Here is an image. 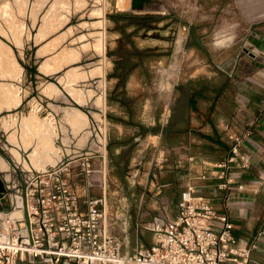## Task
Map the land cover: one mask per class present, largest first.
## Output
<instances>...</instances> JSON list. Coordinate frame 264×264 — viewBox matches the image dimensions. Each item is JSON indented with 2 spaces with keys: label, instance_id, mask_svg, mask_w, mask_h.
Returning a JSON list of instances; mask_svg holds the SVG:
<instances>
[{
  "label": "rangeland",
  "instance_id": "rangeland-1",
  "mask_svg": "<svg viewBox=\"0 0 264 264\" xmlns=\"http://www.w3.org/2000/svg\"><path fill=\"white\" fill-rule=\"evenodd\" d=\"M54 1L46 0L31 23L27 13L30 0H27L25 14L18 22L22 23L23 30L19 43L12 39L8 27L1 22L3 30L8 32L7 35L0 33V40L9 46L25 76L23 82H13L20 86V94L23 89H32L19 109H25L29 100L35 97L40 104L41 116H46L47 106L56 107V102L49 103L48 98H55L44 94L43 87L50 82H59L70 68L82 65L89 70L96 66L99 52L90 46V33L103 31L100 22L105 17L104 118L108 148L105 156L89 158L95 169L90 177L89 195L105 197V228L121 241V253L130 255L141 245L149 246V227L154 218L162 217L163 206L172 205L167 200L168 181L174 184L172 195L176 194V189H183L178 186L181 177L176 174L177 157L167 155L164 142L166 133L181 127L178 116L186 87L192 86L193 80L198 78L212 77L213 80L215 72L226 75L222 71L225 64L220 62L224 57L215 56L233 43V47L241 50L243 47H248L245 51L256 50L252 42H247V35L257 37V33L249 32L242 13L232 0H130L129 7L124 9L118 7L119 0H105V9H102V2L99 6L87 2L76 10L70 5L71 12L58 6L55 29L40 36L38 31L43 16L49 14ZM97 7H101L100 13L94 14L93 9ZM66 14L69 19L65 22ZM263 30L261 28V37ZM84 44L89 46L82 48ZM69 48L78 49L77 60L65 64L58 72L45 73L41 69L47 59ZM44 75L48 78H43ZM260 75L262 82V68ZM235 101L237 106L232 118L235 124H240L245 109L238 98L235 97ZM242 141L243 146L239 149H248L246 140ZM189 158L185 160L187 167L193 161V157L192 160ZM79 163L77 159L68 167L71 180L80 191L88 179L79 174ZM254 182L257 184L255 191L248 189L250 182L237 183L256 193L260 183ZM4 222L0 218V231ZM255 225L261 226V218ZM255 233L248 239H241L251 244ZM256 245L251 253L259 259L261 252L264 253V243L256 242ZM259 260V263L255 262L260 264ZM38 264H49V260L38 261Z\"/></svg>",
  "mask_w": 264,
  "mask_h": 264
},
{
  "label": "built area",
  "instance_id": "built-area-1",
  "mask_svg": "<svg viewBox=\"0 0 264 264\" xmlns=\"http://www.w3.org/2000/svg\"><path fill=\"white\" fill-rule=\"evenodd\" d=\"M230 138L229 155L217 162L201 160L195 177L217 181V189L224 192L221 208L199 193L203 185L186 184L175 204L163 206L162 217L154 218L151 244L130 255L121 253V241L105 228V197L89 195L95 172L90 157L79 159V174L88 179L80 191L71 180L69 163L34 175L25 187L28 227L22 211L3 235L0 264H257L250 253L256 242L264 243V229L248 244L234 234L228 214L230 194L245 190L237 183L242 181L240 171L251 164V156L240 153L243 138Z\"/></svg>",
  "mask_w": 264,
  "mask_h": 264
},
{
  "label": "crops",
  "instance_id": "crops-1",
  "mask_svg": "<svg viewBox=\"0 0 264 264\" xmlns=\"http://www.w3.org/2000/svg\"><path fill=\"white\" fill-rule=\"evenodd\" d=\"M231 3L242 13L249 32L257 33V37L248 34L247 42H252L258 51H245L248 47L243 46L241 50L233 47V43L218 52L215 57H224L220 62L225 64L222 71L226 75L215 72L213 80L212 77L198 78L193 80L192 86L186 87L178 116L181 127L166 133L164 149L168 156L177 157L175 162L178 165H175V169L178 177H181L178 186L184 188L189 183L203 185L199 193L210 199L216 209H220L224 192L217 189V181L195 179L201 170L200 161L217 162L225 159L233 144L230 137L238 136L246 140L248 149L241 148V155H250L251 164L240 171L241 180L250 183L257 180L260 183L259 191H249L256 190V183L248 186L249 190H234L230 194L228 214L234 224V234L248 239L259 229H264V80L261 82L260 75L261 68L264 69V34L261 37V28H264L261 23L264 21L261 19L264 17V0H232ZM235 97L245 109L240 124H235L232 118L237 106ZM250 121H254L253 126L248 125ZM246 132L251 135L248 137ZM172 139L174 143L170 142ZM191 156L193 161L187 167L185 160ZM173 185L168 181L166 188L170 191L167 200L172 205L181 191L176 189V194L172 195ZM260 218L261 226L256 227V220ZM149 240L150 245L152 239ZM250 258L256 262L261 259L260 264H264L262 252L259 259L255 253H251Z\"/></svg>",
  "mask_w": 264,
  "mask_h": 264
},
{
  "label": "bare ground",
  "instance_id": "bare-ground-1",
  "mask_svg": "<svg viewBox=\"0 0 264 264\" xmlns=\"http://www.w3.org/2000/svg\"><path fill=\"white\" fill-rule=\"evenodd\" d=\"M46 0H30L28 16L31 23H34L37 15L36 13L42 8ZM105 0H55L49 7V14L43 16L38 35L45 36L55 29L57 25L55 12L59 6L60 9L66 12H71L70 5L74 6V10L81 8L87 2H92L96 6L103 4L102 9H105ZM119 6L122 9L128 8L130 0H119ZM27 0H0V33L6 34L3 30V24L8 27L12 39L19 43L22 40L23 30L19 20L21 16L25 14ZM94 6V5H93ZM101 7H97L94 10V14L100 13ZM65 22L69 19L66 14ZM19 22V23H18ZM103 23V31L91 32L90 46L95 48L101 56H103L99 62V66L87 69L85 66H76L68 69L65 75L59 78V81L64 85V89L71 96L68 100H72V104L67 107H62L61 111L55 107H51L54 110L48 111L46 116H41V108L39 107V101L33 97L29 100L28 106L22 109L20 112L12 113L7 116L0 117V128L4 130L7 137V149L10 151L13 158L20 162L24 169L29 167L34 170H39L45 165L54 162V158L61 149L54 140L57 126L53 121L59 119L61 122L62 130V142L66 146L65 150L68 153L80 152L85 145L87 138L92 133L96 139L89 144L88 150L100 151L102 156L106 154V127H105V69L107 68L106 59V23L105 17L100 25ZM99 24V23H98ZM95 25V24H93ZM83 37V36H82ZM89 44H84L82 48H87ZM21 52V51H20ZM79 58V51L76 48H69L62 50L56 56L47 59L42 65L41 69L45 72H55L62 68L67 63L75 61ZM101 75V80L97 87L92 88L87 85H79L81 82L90 80L93 76ZM25 79L21 68L18 66L14 59L9 46L0 40V113L2 111H10L15 109L19 105L21 106L22 100L26 99L30 89H23L20 94V86L13 81H22ZM57 85L50 82L45 85L42 92L48 96L58 97L60 91ZM65 94V93H64ZM90 98H94L91 102ZM87 105L88 111L79 109L78 106ZM92 107V109L90 108ZM101 111H94V109ZM48 110V109H47ZM46 110V112H47ZM91 121H96L95 130H91ZM57 127V128H56ZM56 128V129H55ZM59 130V129H58ZM155 138L154 136H151ZM71 138H76V147L78 149L71 150L68 148ZM28 154H25L27 153ZM27 155V156H26ZM25 157V158H24ZM28 157V158H27ZM73 162V161H72ZM33 167V168H32ZM7 162L0 155V170L6 171ZM7 177V175H6ZM105 188V184L102 183ZM22 216L21 209H13L9 212H0V218L3 219L4 227L0 234L4 235L6 230H9V225L12 221H16ZM9 233V231H8ZM7 233V234H8ZM6 234V233H5ZM5 240V239H3ZM0 238V243L3 242ZM93 264H99L96 261Z\"/></svg>",
  "mask_w": 264,
  "mask_h": 264
},
{
  "label": "water",
  "instance_id": "water-1",
  "mask_svg": "<svg viewBox=\"0 0 264 264\" xmlns=\"http://www.w3.org/2000/svg\"><path fill=\"white\" fill-rule=\"evenodd\" d=\"M100 32V31H98ZM98 57H99V61L96 63V66H99V62L101 60V54L98 53ZM19 61V60H18ZM23 64V63H22ZM95 65V64H93ZM95 66V67H96ZM58 72V71H56ZM43 78L48 76H42ZM95 78V80H94ZM101 80V75H96L93 76L90 80H86L84 82H81L79 85H87V86H93L92 88H96L98 83ZM60 82V81H59ZM54 81L52 83H54L55 85H57V87L59 89H62L60 91V95L58 97H54L55 100L49 99V103H55L56 102V109L61 111L62 107H67L70 106L72 104V102L74 101H70L68 100V97L66 95L69 96V98H71V96L66 92V90L64 89V85L60 82ZM32 83H34L32 81ZM30 89V92H32V89ZM34 92V90H33ZM65 93V94H64ZM28 97V96H27ZM59 98V100H57ZM32 99V98H31ZM60 99H65L68 102H64L63 100ZM26 100V99H25ZM25 100H22V104ZM89 100H91V102L94 100V98H90ZM20 105L18 107H16L15 109H11L10 111H2V113H0V117L2 116H7L9 114L12 113H16V112H20L21 109H19L21 107ZM28 106V104H27ZM79 109H82L83 111H88L89 108H87V105H82V106H78ZM92 109V107H90ZM47 113L48 111L54 110L51 109L47 106ZM93 110V109H92ZM94 111H98V113H100L101 115V111L99 109H94ZM54 125L58 127V129H56V134L54 136V140L55 143L61 148L59 150V152L57 153V155L54 158V162L53 163H49L47 165H45L43 168L39 169V170H34L31 169L30 167L28 169H24V167L22 166V164H20V162L16 161L13 158V155H11L10 151L7 149V137H6V133L4 132V130H2L0 128V155L3 157V159H5V161L7 162V169L6 171H1L0 170V212H9L12 211L13 209H22L23 211V217L25 219L26 225L28 227V216H27V210H26V202H25V187L28 183V181L34 176L37 175L39 173H44L47 172L49 170H54L57 169L59 167L64 166L65 164H68L72 161H75L77 159H80L82 157H92V156H100L102 153L100 151L96 152L93 150H88V148L90 147L89 144L96 139L95 134L94 136H92V133L89 135V137L87 138V141L85 143V145L82 147L80 152H76V153H68L66 152L65 148L66 146L63 145L62 142V130H61V125H60V121L59 119H57L56 121H53ZM96 121H91V130L94 131L96 126ZM77 143V139L76 138H71L70 143H68V148H70L71 150L74 149H78L75 148ZM107 145H106V149H107ZM25 154H28L25 153ZM27 156V155H26ZM25 158V157H24ZM28 158V157H27ZM33 168V167H32ZM7 175V177H6ZM0 238H2V240L4 239V236L0 234Z\"/></svg>",
  "mask_w": 264,
  "mask_h": 264
},
{
  "label": "flooded vegetation",
  "instance_id": "flooded-vegetation-1",
  "mask_svg": "<svg viewBox=\"0 0 264 264\" xmlns=\"http://www.w3.org/2000/svg\"><path fill=\"white\" fill-rule=\"evenodd\" d=\"M105 108H106V104H105ZM156 136V135H155Z\"/></svg>",
  "mask_w": 264,
  "mask_h": 264
}]
</instances>
